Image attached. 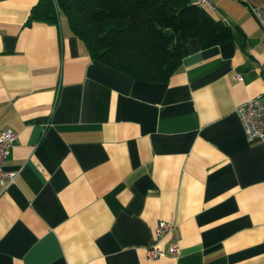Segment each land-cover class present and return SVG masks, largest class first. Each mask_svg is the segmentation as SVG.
<instances>
[{"label": "crops", "instance_id": "1", "mask_svg": "<svg viewBox=\"0 0 264 264\" xmlns=\"http://www.w3.org/2000/svg\"><path fill=\"white\" fill-rule=\"evenodd\" d=\"M38 1L0 0V130L17 133L19 173L0 184V264H264V140L236 112L264 95L248 4L263 0H209L235 38L201 49L179 32L189 53L164 83L94 60L64 15L29 22ZM160 221L180 257L147 258Z\"/></svg>", "mask_w": 264, "mask_h": 264}, {"label": "trees", "instance_id": "2", "mask_svg": "<svg viewBox=\"0 0 264 264\" xmlns=\"http://www.w3.org/2000/svg\"><path fill=\"white\" fill-rule=\"evenodd\" d=\"M61 15L94 60L147 82H167L181 66L189 49L179 32L201 49L235 38L232 24L190 0H39L29 22Z\"/></svg>", "mask_w": 264, "mask_h": 264}, {"label": "built area", "instance_id": "3", "mask_svg": "<svg viewBox=\"0 0 264 264\" xmlns=\"http://www.w3.org/2000/svg\"><path fill=\"white\" fill-rule=\"evenodd\" d=\"M201 6L213 7L209 0H198ZM249 4L253 15L258 19L264 29V3L261 5ZM240 79V75L237 76ZM247 139L264 140V95H259L239 105L236 109ZM17 133L12 129L0 130V184L8 187L16 182L18 171L7 169L8 158L11 155ZM169 237V247L166 251L160 246V242ZM165 255L180 257L182 255L181 235L177 232L176 224L168 221H160L155 228L154 242L147 247V258L154 260Z\"/></svg>", "mask_w": 264, "mask_h": 264}]
</instances>
